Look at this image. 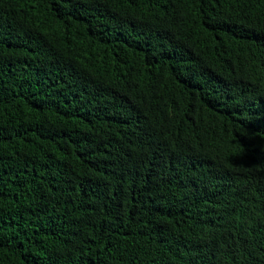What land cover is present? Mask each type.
Returning a JSON list of instances; mask_svg holds the SVG:
<instances>
[{
	"label": "trees",
	"instance_id": "trees-1",
	"mask_svg": "<svg viewBox=\"0 0 264 264\" xmlns=\"http://www.w3.org/2000/svg\"><path fill=\"white\" fill-rule=\"evenodd\" d=\"M0 264H264V0H0Z\"/></svg>",
	"mask_w": 264,
	"mask_h": 264
}]
</instances>
